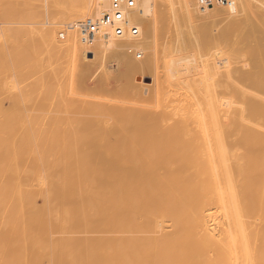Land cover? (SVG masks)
Wrapping results in <instances>:
<instances>
[{"label": "bare ground", "instance_id": "1", "mask_svg": "<svg viewBox=\"0 0 264 264\" xmlns=\"http://www.w3.org/2000/svg\"><path fill=\"white\" fill-rule=\"evenodd\" d=\"M161 1L126 13L142 39H82L109 0L53 11L64 41L56 27L6 31L27 45L4 35L0 66L42 78L0 84V264H264V0ZM158 18L171 23L161 48L145 38ZM209 20L228 27L214 36ZM137 46L148 58L128 56ZM109 54L124 83L105 72L89 88L87 60Z\"/></svg>", "mask_w": 264, "mask_h": 264}, {"label": "rangeland", "instance_id": "2", "mask_svg": "<svg viewBox=\"0 0 264 264\" xmlns=\"http://www.w3.org/2000/svg\"><path fill=\"white\" fill-rule=\"evenodd\" d=\"M81 1L82 0H0V41L3 42L4 39L7 38V36L9 38V36L11 35L10 34V31H9V28L15 27V26H17V27H20V26H24V27H34V28L35 27H38V26H40V27H50V28L56 27L57 28L56 30H58L59 28H61L62 30L65 31V26H67L70 23L64 24L62 22V24H60V20L59 19L57 20L56 18H53L52 17V12L55 11V10L56 11H59L62 8H67L69 6L71 7L72 5H74V6L75 5H78V4H80ZM198 5H199V3H198ZM136 7H137V2H136ZM162 7L163 6H161V9L160 10H162ZM219 7L220 8H223L225 10L227 9V7H225V6H220L219 5ZM164 10L165 9H163L160 12H164ZM227 11H229V9H227ZM166 13L164 12L163 14L166 15ZM166 18L168 19L167 16H166ZM164 19L163 20L161 19L162 21H164V23H162L161 21H159V18H158L156 32H154V35H153V33L151 35V34H149L151 32H148V34H146L147 37H145L146 39L148 38V40L151 41V42H149L147 40L148 43L155 42L158 45L157 46L158 48H161L163 46V44H165L166 41L168 42L170 40V38H167V37H169V36L172 37L171 32H170V29L168 28L169 26H171V23L169 22V20L166 19L167 20L166 21ZM149 21L150 20H147V25H148V22ZM210 21L211 20H209V22L206 21V22H203V23H205V24L207 23L206 24L207 25V28L208 27L211 28V30L209 28L208 29H209V31H211V34L214 35V36H217L218 34H220L221 31L224 30L225 27L228 25V23L226 21L223 22V21L215 20V21H211V23L213 24V26H212L211 23H210ZM64 22H66V21H64ZM213 22L214 23L216 22V23L214 24ZM162 24H164V25H162ZM199 25L202 26L201 23ZM204 27H205V25H204ZM61 29L58 30V31L61 32L62 31ZM6 31L10 35H7L8 33ZM12 31L14 33V30H12ZM58 31H56V34H57V35H55L56 36V39L58 41H64L65 39L63 40L62 38L59 37V32ZM15 34H17V33H15ZM4 35H7V36L4 38ZM139 36H140L141 39L143 38L142 35H139ZM18 37L15 38V36H14L11 39L9 38L8 39L9 40L8 43L6 42L7 41V39H6L2 43L3 44V47L6 48V49H12V48H9V46H13V47L18 46L19 47L22 44L23 47H24L25 45H27V42H26L25 39L18 38ZM59 38H60V40H59ZM136 38H138V37H136ZM147 41H146V43H147ZM4 43L5 44L7 43V44L5 45ZM220 46H218V48H222L223 45H220ZM133 49H137V50H140L142 52V56L140 58H136L132 53H129V52L126 51L127 53H129L128 56L129 57L130 56L133 57V59L135 61L138 62V60H139V62H140V61L146 59V57L148 58V51L147 50H144L143 47L137 46V47H131L130 48V50H133ZM214 50H216V49H214ZM47 53L49 54V56H47ZM47 53L46 52H43V55L41 56V58L39 56L38 59H40L39 61H40L41 64L44 63V61L46 60V57L51 58L50 57V55L52 56L51 53L54 54L53 56H55V53H56V56H58L59 54H60V56L63 55L62 53H59L58 54V52H56L55 50H52L51 52L49 51ZM64 55H65V57L62 56L64 58L63 61H58V60H57L58 62L56 61L58 63V64L56 63L57 66H59L57 68L59 69L60 72H63L64 70H67L66 68L69 67L68 66L69 65V63H68L69 60H67L68 61L67 62L65 59H68V58L70 60L74 59V58H70L72 56L67 55V53H65ZM44 57H45V60H43ZM53 58H51L53 61H54V59L56 60V58H54V59ZM191 58H193V57H191ZM191 58H189V59H191ZM60 59H62V58H59V60ZM79 59H80V57L78 58V60ZM27 60H28V63L27 64H29V62H30V64L34 63V59L33 58H28ZM27 60H26V62H27ZM52 60H48V61H52ZM78 60L75 58V62L76 63H77ZM80 60H82V59H80ZM85 60H87V59H85ZM7 61L8 62H6V64L7 65L9 64L8 65L9 67L5 64V62H4V64H5L4 66L5 67L4 66H0V70H1V67H3L2 70H1L3 72L0 73V74H2V75H0V84L6 85L8 87V89L11 90V91L17 90L18 89L17 87H19V86H22V87L23 86H28V87L29 86H33V85H35L37 83V81H36L37 78H39V77H40V79L42 78V73L40 72L39 69L38 70H35L33 72L31 71L30 72L31 74H27V75L26 74L25 75L22 74L24 76H20L18 74V71H16L17 68L14 67V65L12 64V62L10 61L9 58H8ZM84 61H83V63H84ZM88 61H90V64H89ZM93 61H96L97 64H94L95 62H93ZM99 61H97L95 59H93V60L92 59H90V60L88 59L87 62H86V63H88V65L86 63H84V65L86 64L85 66H86V68L88 70H89V68L91 70L93 69V67L95 68V69L92 70L93 72L91 70H89L90 71L89 74H88L89 71L87 72L88 77H86V79H87L86 80V85L89 88H92L93 89V87L96 86L97 83L99 84L100 81L102 80V79H100V77L104 78L103 76H104V73L105 72H107L110 75V78H109L108 81L111 82V83H109V82L106 83L105 82V84H108V86L110 85L109 88L114 89V88H117L119 86V84L121 85V84L124 83V81H125L124 79L125 78L124 77H123L124 79L122 78V66L119 63L120 61L118 59V55L117 54H109V55H107L105 65H104L103 62H101L100 63L101 65L99 66ZM66 62L68 63V65L65 66L64 64ZM75 62H73V63H75ZM78 62L80 63L82 61H78ZM48 63L50 64L51 62H48ZM79 63H77V66L74 64V67H76L75 70H77V69L79 70V67H78V66H80ZM53 65H55V62H53L51 64V66H53ZM6 66H7V68H6ZM82 66H83V64H82ZM82 66H80V67H82ZM85 66H83L82 68H84ZM3 69H5V73H4V70ZM102 70L103 71L105 70V71L103 72ZM160 70H162L161 67H160ZM101 71H102L103 74L101 73ZM89 75H91V76H89ZM143 75H142L143 76V81H144L143 86H146V87L151 86V82H152V79L151 78H152V76L149 73H147V75L146 74H143ZM139 76H141V74ZM136 79H138V78H136ZM98 80H99V82H98ZM76 89H77V87H76ZM75 91H76L77 94L80 93L79 90H75ZM76 93H75V95H76ZM2 102L4 103L3 104L4 107H6V106L8 107V100H5L4 99V100H2Z\"/></svg>", "mask_w": 264, "mask_h": 264}, {"label": "built area", "instance_id": "3", "mask_svg": "<svg viewBox=\"0 0 264 264\" xmlns=\"http://www.w3.org/2000/svg\"><path fill=\"white\" fill-rule=\"evenodd\" d=\"M199 4L201 7L212 6L213 4L230 7L232 2L231 0H199ZM134 8H136L135 0H109V7L100 16L84 20L80 29L82 39L89 41L99 34L112 35L120 38L138 37V26L134 22L128 20L126 16V13ZM67 26H65V29ZM59 36L63 39L64 32H60ZM128 51L136 58L142 56L140 50L133 49Z\"/></svg>", "mask_w": 264, "mask_h": 264}]
</instances>
